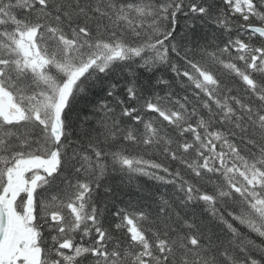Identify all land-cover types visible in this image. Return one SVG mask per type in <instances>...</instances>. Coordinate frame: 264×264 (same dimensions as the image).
I'll use <instances>...</instances> for the list:
<instances>
[{
  "label": "snow or ice",
  "instance_id": "1",
  "mask_svg": "<svg viewBox=\"0 0 264 264\" xmlns=\"http://www.w3.org/2000/svg\"><path fill=\"white\" fill-rule=\"evenodd\" d=\"M0 264H264V0H0Z\"/></svg>",
  "mask_w": 264,
  "mask_h": 264
},
{
  "label": "trees",
  "instance_id": "2",
  "mask_svg": "<svg viewBox=\"0 0 264 264\" xmlns=\"http://www.w3.org/2000/svg\"><path fill=\"white\" fill-rule=\"evenodd\" d=\"M145 180H146V178H143V177H141V178H139V180L137 181V182H139V183H144L145 182ZM152 184V182H147V184H146V187H149V190H151V188H150V185ZM127 190V189H126ZM125 198H127V197H125Z\"/></svg>",
  "mask_w": 264,
  "mask_h": 264
}]
</instances>
